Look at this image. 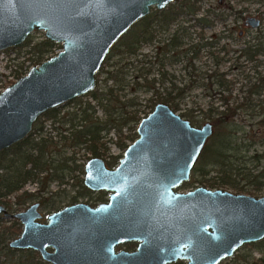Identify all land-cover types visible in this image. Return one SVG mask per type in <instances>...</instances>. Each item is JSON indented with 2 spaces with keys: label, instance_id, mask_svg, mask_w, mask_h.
<instances>
[{
  "label": "water",
  "instance_id": "1",
  "mask_svg": "<svg viewBox=\"0 0 264 264\" xmlns=\"http://www.w3.org/2000/svg\"><path fill=\"white\" fill-rule=\"evenodd\" d=\"M173 0H0V51L22 44L35 30L61 50L30 67L0 91V151L22 140L34 122L95 88L96 75L119 39ZM251 26L259 20L250 17ZM114 169L101 158L84 164L83 184L109 192L108 201L65 206L41 217L38 203L9 213L20 234L12 249H32L51 264H219L242 245L264 238V195L196 187L174 191L189 179L213 133L205 121L195 126L158 102L136 125ZM136 241L133 251L114 247ZM52 249V251H48Z\"/></svg>",
  "mask_w": 264,
  "mask_h": 264
},
{
  "label": "trees",
  "instance_id": "2",
  "mask_svg": "<svg viewBox=\"0 0 264 264\" xmlns=\"http://www.w3.org/2000/svg\"><path fill=\"white\" fill-rule=\"evenodd\" d=\"M200 2L201 0H174L162 10L153 9L148 16L134 24L119 39L101 67L112 56L134 59V57L142 55V47L152 43L159 31L168 32L171 27L175 26L169 34L170 39L168 38L167 42L161 46V51H159L161 57L158 60L162 76L160 82L168 81L169 87H165L164 92L160 93L155 90L154 82L156 81L153 79L155 104L165 103L177 112L185 92L196 85L208 88L207 95L217 97L216 99L219 101L217 105L210 101L206 109H199L197 113L192 108L179 113L192 125L199 126L201 122L207 120L213 125V133L193 168L191 182L203 180V184L211 189H229L236 193L245 192L254 196L264 188V74L257 73L254 81L246 76L245 83H241L236 90L237 94L233 95L236 83L225 78L229 71L217 72L216 69L206 76L207 83L197 84V81L192 79L190 83L178 86L173 81L175 77L165 70L167 62L177 63L182 54H190L187 65L184 67L194 69L191 59H194L198 50L203 48L206 49V53L208 52V57L216 59L215 67H220L221 64L232 59L228 56V51L218 50V53H224L218 60V53L216 55L210 49L213 47L212 45L201 49L194 46L186 51L180 50L182 38L190 36L192 28L202 31L212 27L217 21L209 13L203 18L197 16ZM181 18L191 21L190 26H184ZM169 40L170 42H168ZM262 44L263 46L253 48L244 44L240 50L237 49L232 54H236V59L243 57L246 61L252 59L251 49L254 52L253 56L258 53L264 55V43ZM23 46H29L32 55L31 64L26 68L27 71L30 67L49 58L50 56L47 57V55L53 51L55 43L46 38L33 43L27 39L21 45L7 50ZM233 62V65L229 66L231 70L233 66L237 65L236 69L244 72L235 59ZM101 67L96 77L102 70ZM124 67L126 68V66ZM111 68L106 71L104 78L105 84L110 81L111 85L106 86L104 91H97L95 88L88 93L95 102L94 104L87 102L75 111L60 113L61 107L74 101L75 98L49 109L34 122L31 132L26 137L0 151V204L6 206L10 212L21 210L27 203L35 200L39 201L43 209H54L55 205H48L47 197L43 196V193L48 191L50 183L63 182L65 176L78 168L81 172L83 171V164H78L74 158V148L81 147L91 156L106 158L107 148L102 139L109 132L118 136L120 141L117 144L122 150L127 146L125 140L133 141L135 139L134 128L141 116L135 109L132 111H128V109L135 108L138 103L133 98H125V94L121 95L120 92L127 86L124 79L126 74L112 65ZM138 78L140 76H136L133 80L132 91L142 84L147 85V90L152 89L145 77L140 78L145 82H141L142 84ZM96 110H100L102 116L95 115ZM48 120H51L50 124L53 125L51 129L56 131L55 136L48 133L50 131L45 126V122ZM126 127L131 133L123 134V129ZM118 159L119 157L109 156L106 163L108 166H113ZM200 169H203L204 179L196 180L195 177L199 176ZM29 181L36 183L37 189L34 192L25 190L19 192L23 185ZM79 181L81 182V180ZM79 184L83 194L87 193L88 191L81 183ZM14 194V199L11 200L10 196ZM7 222L8 224L5 225ZM19 232L20 225L15 219H5L0 216V264H47L42 262L38 254L31 250H14L8 247V240ZM244 247H249L260 255L251 261L252 264H264V239L244 245ZM17 252L20 253L19 257L14 258V254ZM2 256H4L3 260H1Z\"/></svg>",
  "mask_w": 264,
  "mask_h": 264
},
{
  "label": "rangeland",
  "instance_id": "3",
  "mask_svg": "<svg viewBox=\"0 0 264 264\" xmlns=\"http://www.w3.org/2000/svg\"><path fill=\"white\" fill-rule=\"evenodd\" d=\"M224 3L220 5L217 0H201V9L199 11V14L203 13V11L209 9L212 13H210L211 16H215V14L221 15L224 17L223 21H216L214 23V27L211 29L204 30V35L206 39H203L205 42L211 41L208 37L212 33H219L223 30V28L229 27L234 24L241 25V20L237 19L236 16H238L234 11L235 10H243L242 12L244 14L259 15L261 18V25L258 29H249L248 32H257L264 30V0H247V1H241V0H223ZM228 5H230L232 8H228ZM154 8H151V11ZM203 10V11H202ZM150 11V12H151ZM150 14V13H149ZM236 15V16H235ZM182 21V24L184 26H189L187 19H180ZM184 20V21H183ZM238 20V21H237ZM236 28V30L239 29ZM175 26L171 27V29L167 31H159L157 33V36H160V38H164L166 36H169V34L173 31ZM236 30L234 33H236ZM194 32L193 34V43H196L198 41V33L199 30L197 28H192L191 30ZM233 33V36L230 38L225 39L224 41H221L220 44H229L231 43V47L228 46L227 48H233L236 49L242 44L243 41H245L249 36H243L240 39H236L235 34ZM44 32L40 30L33 31L27 38L29 41L37 42L42 39H44ZM157 40V39H156ZM53 42V41H52ZM55 43V47L51 53L47 55L53 56L58 51L61 50V43ZM21 45V44H20ZM162 46L163 42L157 43L155 41L154 43H150L147 45H144L141 49L142 55H139L137 57H134V59L125 58L122 56H112L106 64H104L102 70L100 71L99 75L96 77L97 79V91H104L106 86H110L111 82L107 81L105 84L104 78L106 77V71L111 70V65L114 68H119L121 71H123L126 75L124 76L125 82L127 86L125 89L120 92L121 95L125 94V98H133L135 102L138 103V105L135 108L128 109V111L136 110L137 114L139 116L146 114L147 112H150L153 108L155 102H154V96H153V79H155L156 82H154L155 90L158 92H164L165 87H169V83L160 81L162 80L161 76V70L159 66V58L161 57V54H158L157 57L155 55V46ZM188 45H184L183 49L187 48ZM11 48V47H10ZM8 49V48H7ZM2 50L0 51V91L3 90L6 86L12 84L15 80H17L20 76L24 75V72H26V68L30 66L31 64V49H29V46H23L21 48L17 49H11V50ZM182 49V48H181ZM214 51V54L217 55V53ZM208 53V52H207ZM206 53V49L201 50V55H199L198 58L195 59L193 62L194 69L191 67H184L185 64H187L188 59L190 58V54H186V56L182 55L179 58V61L177 63H169L167 61V64L165 66V70L168 72V74L173 75L175 78L173 79L174 83L178 86H182L184 84L190 83V80H196L197 84H203L207 83L206 76L211 74L214 70L217 69V72H226L225 78L227 80L235 81V92H233V95L237 94L236 90H238V86L241 83H245V77L250 76L255 77V74L252 70L250 71H244L241 72L240 70H237L234 68L231 70L229 68L230 64L233 65L234 55L232 52L228 54L229 57H232V59L226 61L225 63L221 64L220 67H215L214 61L216 60L214 58L211 59L208 57ZM146 55V56H145ZM155 55V56H153ZM219 56H221V53H218ZM217 55V56H218ZM218 56V57H219ZM125 58V59H124ZM261 58L264 59V56ZM233 62V63H232ZM126 66V68L124 67ZM264 66V64L262 65ZM141 74V75H138ZM136 76H140L141 79L145 77V79L148 80L149 85L152 86L151 90H147V85L142 84L143 80H140L138 78L139 82L142 84L141 86H138L134 91L131 90V87L134 86V79ZM168 79V78H167ZM251 79V78H250ZM169 80V79H168ZM252 80V79H251ZM145 83V82H143ZM208 88H204L202 85L195 86L190 88L188 91L185 92L184 96L180 100V109L177 111V113H180L184 111L185 109L192 108L196 110V113L199 112V109H206L208 104H210V101L213 102L214 105L219 104V101L216 99L217 97L208 96ZM87 102L90 104H94L91 95L84 94L80 97H77L74 101L63 105L60 109V113H64L66 111H75L79 109V107H83ZM97 112L95 115H98L99 117L102 116V112L100 110H96ZM205 121L201 122L199 126L204 123ZM51 120H48L45 122V126L47 129H49L48 133L55 136L56 131L52 130V126L50 124ZM198 126V125H196ZM123 134H129L131 133L128 130V127L123 129ZM106 146L108 147L109 154L118 155L122 154V151L118 147V142L120 141L118 136L115 133L109 132L106 134V137H103L102 139ZM126 143H129V140H125ZM72 151V150H71ZM69 151V153H71ZM74 158L76 159V162L78 164H83L86 162V160L91 156L86 151H84L83 148H74ZM67 153L68 156L70 154ZM82 177L83 174L81 173V170L78 168L75 171L71 172L69 175L65 176L64 181L61 183L58 182H51L49 185L48 191L43 193V196L47 197V200L49 203L54 204L55 207H62L64 205L73 203V202H87V203H93L94 200H96L99 197H104V195L97 194V193H91L89 192L86 197H79V195L83 191H81V188L79 186V183L81 180L82 183ZM200 178L204 179L203 176ZM196 180H199V176L196 178ZM201 179V180H202ZM203 181V180H202ZM195 181L191 182L190 186L184 187V190H190L193 189L195 186H205L203 182ZM206 187V186H205ZM208 188V187H207ZM37 189V185L34 182H27L23 185L22 190L19 192L28 191V192H34ZM83 190V189H82ZM229 190V189H227ZM230 192L236 193L233 190H229ZM54 193V194H51ZM246 194L245 192H241ZM249 195V194H247ZM264 195V188H262L259 192L254 194V197H261ZM14 195L10 196V199H14ZM25 206L21 208V210H24ZM54 207V208H55ZM5 223V225H7ZM16 235H14L12 238H14ZM10 238V240L12 239ZM9 241V240H8ZM128 249V248H127ZM20 253H15L14 258H18ZM260 255L257 251H252L249 247L241 248L236 256H234L231 259H226L221 264H247L253 261L254 259L258 258ZM4 259V256L1 257V260ZM247 259V260H246Z\"/></svg>",
  "mask_w": 264,
  "mask_h": 264
},
{
  "label": "flooded vegetation",
  "instance_id": "4",
  "mask_svg": "<svg viewBox=\"0 0 264 264\" xmlns=\"http://www.w3.org/2000/svg\"><path fill=\"white\" fill-rule=\"evenodd\" d=\"M174 1V0H173ZM217 2L220 4V5H222L223 3H224V1L223 0H217ZM201 3V2H200ZM199 3V4H200ZM228 8H232L230 5H228ZM200 9H201V5H200ZM200 9H199V11H200ZM203 11V10H202ZM243 10H235L234 12L238 15V16H236L237 17V19L239 20H241V25L239 26L238 24H234V25H231V26H229V27H226V28H223V30L221 31V32H219V33H212L211 35H210V37H208L209 39H211V41H209V42H205V41H203V39H206L205 38V35H204V30H206V29H211L212 27H214V25L212 26V27H208V28H206V29H203L202 31H199V33L197 34L198 36V41L196 42V43H193L192 42V40H193V34H194V32H192L191 33V35L190 36H186V37H184V38H182V45H180V50L181 51H186L187 49H189L190 47H194V46H196V48H203V47H207V45H212L213 47L212 48H210L211 50H215L216 51V53H218L217 51L218 50H224V51H228L229 53L230 52H235L237 49L238 50H240L243 46H244V44H246L247 46H251L252 48L253 47H257V46H260V45H262L263 46V44L262 43H264V30H262V31H257V32H248V30L249 29H258L259 27H260V25H261V18H260V16L259 15H257V16H254V15H249V14H244L243 12H242ZM210 14V13H212L209 9H207V10H205V11H203V13H201V14H197V16L198 17H201V18H203L204 17V15H207V14ZM216 19H217V21H223L224 20V17L223 16H221V15H218V14H215V16H214ZM250 17H254V18H256V19H258L259 20V23H258V25H256L255 27H253V26H251V24H250V22L248 21L249 20V18ZM237 20V21H238ZM189 24H191V21H187ZM188 24V25H189ZM190 26V25H189ZM238 26H239V29L238 30H236V28H238ZM235 30H236V33H234L235 32ZM233 33L235 34V36H236V39H240V38H242L243 36H249L245 41H243L242 42V44H240V46L238 47V48H236V49H233V48H227L228 46H230L231 47V43L230 42H228L229 44H225V43H223V44H220V42L221 41H224L225 39H227V38H230L231 39V37L233 36ZM170 36H166V37H162V38H160V36H155V39H154V41H153V43L155 42V41H157V43H161V42H163V44L164 43H166L167 42V40H168V38H169ZM260 38V39H259ZM157 39V40H156ZM170 39V38H169ZM261 40V41H260ZM168 42H170V40L168 41ZM186 46V45H188L187 46V48H185V49H183V46ZM160 48H161V46H155V53H156V57H157V55L159 54V51H161L160 50ZM176 48H178V47H176ZM182 48V49H181ZM221 48H224V49H221ZM204 49V48H203ZM221 53V55L222 54H224L223 52H220ZM253 50L251 49V54H250V56H251V58L252 59H247L246 61L243 59V57H238L237 59H236V56H234V59L237 61V64H239V66L240 67H242V70H244V71H250V70H252L253 71V73L255 74V77H253V76H250V78L252 79V81H254L255 80V78H256V76H257V73H262V74H264V66H262L263 64H264V59L263 58H261L262 56H264V55H262V53H258L257 55H255V56H253ZM228 54V53H227ZM182 55H184V56H186L185 54H182ZM199 55H201V50H198V52H197V56L195 55L194 56V59H191V63L193 64V62L195 61V59L196 58H198L199 57ZM219 56V55H218ZM253 56V57H252ZM220 57H222V56H219V58H218V60H220ZM225 58V57H224ZM219 62V61H218ZM185 65H187V64H185ZM234 65H236V64H234ZM238 66L236 65V67H232V70L234 69V68H237ZM96 86V85H95ZM95 89V88H94ZM93 89V90H94ZM88 94V93H87ZM77 98V97H76ZM75 99V98H74ZM73 100V99H72ZM62 105V104H61ZM155 105V104H154ZM60 106V105H59ZM152 110V109H151ZM174 112H176V111H174ZM149 112H147L146 114H143V115H141V118L142 117H145L147 114H148ZM179 114V113H178ZM180 115V114H179ZM181 116V115H180ZM182 117V116H181ZM140 118V119H141ZM184 118V117H183ZM203 124V123H202ZM201 124V125H202ZM137 125V124H136ZM135 129H136V126H135V128H134V131H135ZM135 134H136V131H135ZM136 137H137V135H136ZM135 137V138H136ZM132 141H129V143H127V145L128 144H130ZM206 144V143H205ZM205 146V145H204ZM127 147V146H126ZM126 147L122 150L120 147V150L122 151V154H118V155H113V154H109L108 152H109V150H108V147L106 146V148H107V156L109 155V156H116V157H119V159H118V161H117V163L116 164H114L113 166H108L107 165V163H106V161L109 159V156L107 157L106 156V158H102V157H97V158H101L103 161H104V163H105V166L108 168V169H114L117 165H118V163H119V160H120V158L123 156V153H124V150L126 149ZM203 149V148H202ZM202 151V150H201ZM201 153V152H200ZM200 155V154H199ZM94 157H96V156H90L87 160H86V162L90 159V158H94ZM198 158H199V156H198ZM198 158H197V160H198ZM197 160H196V162H197ZM86 162H84L83 163V171L81 172L82 174H83V177H82V183H81V185L88 191L87 193H85V194H80L79 195V197H86V195L89 193V192H91V193H97V194H101V195H104V197H99V198H97L96 200H94V202L93 203H87V202H82V203H86V204H88L89 206H91V207H95V206H98L99 204H101V203H105V202H107L108 201V197H109V192H107V191H105V190H98V191H93V190H90L89 188H87L84 184H83V179H84V164L86 163ZM196 162L194 163V165H193V167H192V169H191V171H190V175H189V179L188 180H186V181H184V182H182L177 188H175L174 189V191H177V192H188V191H190V190H192V189H190V190H184V187H188V186H190V184H192L191 183V174H192V171H193V168H194V166L196 165ZM198 174H199V178L201 177V176H203L204 175V173H203V169H200L199 171H198ZM200 179H202V178H200ZM79 186H80V184H79ZM200 186V185H199ZM199 186H195L194 188H196V187H199ZM203 187H205V186H203ZM193 188V189H194ZM205 188H207V187H205ZM208 189H211V188H208ZM218 189H221V188H218ZM212 190H214V189H212ZM224 190H227V189H224ZM229 191V190H228ZM244 194V193H243ZM33 203H38L39 204V206H38V211H39V213H40V215H41V217L39 218V219H37V221L38 222H41V223H47V221H48V216L51 214V213H54V212H56V211H59V210H61L62 208H64L65 206H68V205H71V204H75V203H80V202H73V203H70V204H67V205H64V206H62V207H57V208H54V209H43V207L41 206V204L39 203V201H37V200H35V201H32V202H29V203H27V206L25 207V209L29 206V205H31V204H33ZM47 204L48 205H51V203H49L48 201H47ZM3 205V204H2ZM6 207V206H5ZM7 209V208H6ZM24 209V210H25ZM7 211L9 212V213H15V212H10L8 209H7ZM19 211H23V210H18V211H16V212H19ZM0 216L1 217H3V218H5V219H15V218H10V217H4L3 215H1L0 214ZM18 223H19V221L17 220V219H15ZM19 225H20V232H21V229H22V226H21V224L19 223ZM20 232L17 234V236L20 234ZM17 236H15V237H17ZM14 237V238H15ZM13 239V238H12ZM264 239V238H263ZM262 239V240H263ZM10 241V240H9ZM8 241V242H9ZM261 241V240H260ZM259 242V241H258ZM252 243H256V242H251V243H247V244H252ZM137 244H138V242H136V241H130V242H124V243H120V244H118V245H116L115 247H114V250H115V252H118V251H120V250H127V251H133V250H135L136 249V247H137ZM247 244H244V245H247ZM244 245H242L240 248H238V250H236V252L231 256V257H229V258H226V259H231V258H233L234 256H236V254H237V252L241 249V248H243V246ZM9 247V246H8ZM10 248V247H9ZM128 248V249H127ZM12 249V248H11ZM14 250H21V249H14ZM24 250H31V251H33V252H35V253H37L38 254V256H39V259L42 261V262H44V263H47V264H51V263H49V262H47V261H44V260H42V258H41V256H40V253L39 252H37V251H34V250H32V249H24ZM48 251H52V249H48ZM226 259H223V260H221L220 261V263L219 264H221L222 262H224ZM187 263V260H185V259H179V258H177L176 260H174V261H171V262H169V263H167V264H186ZM247 264H252L251 262L250 263H247Z\"/></svg>",
  "mask_w": 264,
  "mask_h": 264
}]
</instances>
